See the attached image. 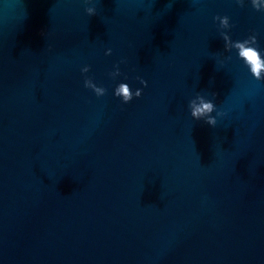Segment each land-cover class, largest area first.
Instances as JSON below:
<instances>
[{
    "label": "water",
    "instance_id": "95a60500",
    "mask_svg": "<svg viewBox=\"0 0 264 264\" xmlns=\"http://www.w3.org/2000/svg\"><path fill=\"white\" fill-rule=\"evenodd\" d=\"M258 3L0 0V264H264Z\"/></svg>",
    "mask_w": 264,
    "mask_h": 264
},
{
    "label": "clouds",
    "instance_id": "9594fccd",
    "mask_svg": "<svg viewBox=\"0 0 264 264\" xmlns=\"http://www.w3.org/2000/svg\"><path fill=\"white\" fill-rule=\"evenodd\" d=\"M252 5L257 10H260V4L258 3V0H251ZM241 6H243V3L241 2ZM86 12L89 16L95 15V7H88L86 8ZM221 19V23L225 26L228 25V17H217ZM225 42H228V37H224ZM253 42L256 41V36L253 35L250 38ZM234 47L238 50V55L241 59L244 60L245 64L250 68V71L252 75L257 79L261 80V72L264 71V58L261 57L260 51H258L257 47L248 46L249 40H244L243 42H233ZM106 55L111 54V49H108L105 53ZM89 71V67L85 66L82 69L83 73H87ZM111 76L116 77L120 75L119 67L116 66V71L110 73ZM137 79L140 80V83L147 86V81L140 79L137 77ZM84 85L86 88H89L93 90V92L96 94L97 97L103 96L106 94V89L103 87H98L91 78H86L84 81ZM142 94V89H137L135 93L132 92L129 85L127 83H120L114 91V95L116 97L122 98L123 103H128L133 99V96L139 98ZM213 95H216V93H213ZM200 99V104L196 105L194 101H190L189 108L191 109V116L199 121L202 117L207 115V119L205 120V123H207L210 126H215L217 121L215 117L211 115L213 111H215V105L212 101L206 100L203 96L198 97ZM220 114V113H217Z\"/></svg>",
    "mask_w": 264,
    "mask_h": 264
}]
</instances>
